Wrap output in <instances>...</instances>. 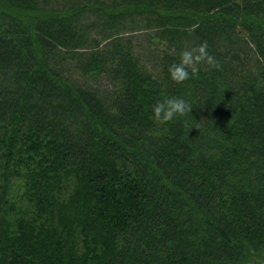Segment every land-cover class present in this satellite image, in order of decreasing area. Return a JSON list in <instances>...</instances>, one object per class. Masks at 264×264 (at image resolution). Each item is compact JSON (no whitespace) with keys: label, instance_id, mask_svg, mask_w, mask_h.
<instances>
[{"label":"trees","instance_id":"16d2710c","mask_svg":"<svg viewBox=\"0 0 264 264\" xmlns=\"http://www.w3.org/2000/svg\"><path fill=\"white\" fill-rule=\"evenodd\" d=\"M114 3L0 0V264H264V0ZM91 13L187 39L157 78L119 35L79 63ZM205 41L217 66L172 80ZM62 55L118 89L81 86ZM164 96L190 111L157 122Z\"/></svg>","mask_w":264,"mask_h":264},{"label":"rangeland","instance_id":"374dc122","mask_svg":"<svg viewBox=\"0 0 264 264\" xmlns=\"http://www.w3.org/2000/svg\"><path fill=\"white\" fill-rule=\"evenodd\" d=\"M49 4L63 9H70L77 4L78 0H48ZM92 3H99L101 1H105L106 6L114 5L115 0H91ZM77 31L83 33L86 39L85 44H83L85 49L81 53V57L78 60L80 62L89 61L88 56L89 53L95 51H110L111 48L109 45V40L106 39L107 35H116L120 36L123 43L128 45L127 50L132 53V56L135 57L136 61L139 65L151 73L154 78L160 75L162 71L163 65V57L165 54H169L173 51V47L176 45L182 44L186 41L187 38L181 37H173L164 32V29L160 27V25L155 23H150L146 19V15H140L137 17L132 16H124L120 19H112L109 17H101L94 15L83 16L76 25ZM245 32V31H244ZM245 35L248 36L247 32ZM97 40L100 43V47H97L93 44V40ZM130 44H129V43ZM187 44V42H185ZM130 45V46H129ZM188 45V44H187ZM184 46V51H191L192 46ZM97 47V48H96ZM130 47V48H129ZM83 53V54H82ZM63 55L58 56L56 59L55 69H60L62 74L76 80L78 84L81 86L92 87L103 95L108 93L112 95L118 89V82L114 81L107 75H83L80 72L75 70V67H71L73 65L72 61L67 59L63 60ZM84 62V63H85ZM202 61H198L195 63V67L200 65ZM83 63V64H84ZM76 65V63H74Z\"/></svg>","mask_w":264,"mask_h":264},{"label":"clouds","instance_id":"9594fccd","mask_svg":"<svg viewBox=\"0 0 264 264\" xmlns=\"http://www.w3.org/2000/svg\"><path fill=\"white\" fill-rule=\"evenodd\" d=\"M207 42H203L198 48H193L191 51H184L181 54V59L174 66H169V73L171 79L176 82H182L189 78V67L192 68V73L194 74L195 63L198 61H206L210 66H217L216 61L211 57L207 51ZM188 102L182 97H176L169 99L164 96V102H155L152 105L153 118L159 123H165L172 121L175 116L183 115L184 113L190 111Z\"/></svg>","mask_w":264,"mask_h":264}]
</instances>
